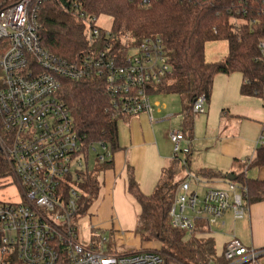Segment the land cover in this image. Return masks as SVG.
Returning <instances> with one entry per match:
<instances>
[{
	"label": "built area",
	"instance_id": "built-area-1",
	"mask_svg": "<svg viewBox=\"0 0 264 264\" xmlns=\"http://www.w3.org/2000/svg\"><path fill=\"white\" fill-rule=\"evenodd\" d=\"M43 0H0V145L11 176L23 197L21 202L0 201V264H161L156 249L109 252L108 238L91 226L84 241L79 236L81 191L78 183L88 167L89 152L104 162L109 148L86 144L73 125L66 105L58 98L60 78L98 75L111 97L113 116L146 113L153 118L149 90L169 72V61L159 39L146 38L127 50L90 48L62 59L45 50L39 40L36 5ZM146 2V1H144ZM70 10L86 26L90 41L98 38V17ZM264 55V42H259ZM205 98L197 97L192 112H205ZM169 114L165 118H169ZM2 132V133H1ZM174 155L181 163L190 152L192 138L176 127L167 129ZM5 136V142H3ZM2 138V139H1ZM209 187L190 170L178 184L170 209L171 224L188 234L195 224L211 227L226 210L233 219L246 212L238 186ZM84 242V243H83ZM224 264H259L264 247H248L231 237L224 245Z\"/></svg>",
	"mask_w": 264,
	"mask_h": 264
},
{
	"label": "trees",
	"instance_id": "trees-1",
	"mask_svg": "<svg viewBox=\"0 0 264 264\" xmlns=\"http://www.w3.org/2000/svg\"><path fill=\"white\" fill-rule=\"evenodd\" d=\"M75 1L79 10L88 15L111 18L110 27L101 28L94 41L87 39L85 24L70 10V4ZM36 7L41 46L68 61H75L77 54L91 47L102 49L109 44L112 49L127 50L146 38L159 39L169 61V72L148 93L185 96L179 129L186 138L193 137V101L203 96L206 104L210 102L217 74L238 72L242 77L241 94H263L264 55L259 42H264V0H43ZM217 40L226 42L227 54L220 60L208 61L205 46ZM4 47L5 41L0 39V56ZM59 80L57 96L69 110L79 136L86 144L95 146L101 142L107 146L111 158L104 164L111 166L112 155L120 148V118L113 116L111 97L103 79L92 75ZM2 138L5 142V136ZM189 154L185 156V164L175 155L162 167L148 194L141 191L132 169L127 168L126 191L140 208L135 233L141 242L159 244L161 264H224L223 256L216 255L214 239L203 222L196 223L189 234L171 224L170 209L178 184L184 178V171L190 170ZM244 165L263 166L264 145L258 146ZM95 170V167L86 168L78 183L82 205L79 212L83 215L100 189ZM192 172L205 180L226 177V173L210 168ZM232 174L235 176L232 182L238 186L245 207L264 200L263 180L247 177L243 172ZM7 175L11 172L0 145V177ZM108 241L109 252H120L111 239Z\"/></svg>",
	"mask_w": 264,
	"mask_h": 264
},
{
	"label": "crops",
	"instance_id": "crops-1",
	"mask_svg": "<svg viewBox=\"0 0 264 264\" xmlns=\"http://www.w3.org/2000/svg\"><path fill=\"white\" fill-rule=\"evenodd\" d=\"M208 54L205 50V58ZM215 58H209L208 61L220 60ZM241 82L242 77L238 72L217 74L214 77L211 99L205 104V112L194 116L188 162L191 171L210 168L226 174L243 172L247 177L264 181V165H244L252 159L256 148L264 145V90L262 96L243 95L239 91ZM159 110V107L154 108L152 119L142 112L118 120L120 148L112 155L111 166L103 172L96 202L92 203L93 208L90 206L86 214L92 208V215L98 219L89 229L93 226L103 233L107 232L115 244L130 242L133 245L131 250L159 249L157 242H141L137 235L132 239L126 237L134 229L140 210L137 202L126 191L127 168L132 169L141 191L148 194L161 168L175 156L166 133L167 128L160 122L169 121L179 114L169 113L168 119L166 116L156 117L160 114ZM179 123L176 128H179ZM178 156L182 157L181 154ZM226 180L214 178L207 181L225 187ZM230 218L234 220L231 230L221 233L225 239L221 251L216 252V255H222L225 243L232 236L244 246L264 247V200L249 204L240 219H233L231 212L226 210L221 219L223 225L218 224L219 227L224 228ZM211 229L209 235L212 237L215 233L213 226ZM259 264H264V256Z\"/></svg>",
	"mask_w": 264,
	"mask_h": 264
},
{
	"label": "rangeland",
	"instance_id": "rangeland-1",
	"mask_svg": "<svg viewBox=\"0 0 264 264\" xmlns=\"http://www.w3.org/2000/svg\"><path fill=\"white\" fill-rule=\"evenodd\" d=\"M111 24V18L107 15H100L97 19V25L101 28L108 29ZM205 50L207 53V60L212 57H216L215 59H222L227 54V44L223 40H217V41H211L208 42L205 46ZM212 52H215V54H212ZM155 101H158V103H155ZM150 102L154 106V108H160V114L155 115L156 117L164 118L169 113L173 114H179V116H175L169 121L160 122V124H163V127L170 128V127H177L181 112L183 110V104L185 103V96L179 95V94H164V93H154L150 94ZM164 105V107L162 106ZM163 107V108H162ZM194 113V112H193ZM196 114V113H194ZM199 116V115H196ZM100 152V149L98 147H95V151L89 152V158H88V167L93 168L95 167V174L96 178L99 181L103 172L107 170V166L104 164L105 162L99 161L95 159V153ZM99 185L101 186V182H99ZM221 185L220 183L212 184L209 183V187H215ZM23 199L19 187L16 182H14V178L11 175L7 176H1L0 177V201L1 202H21ZM97 199V198H96ZM96 199H94L93 204H95ZM92 207V206H91ZM93 208V207H92ZM92 208L89 211L88 215H85L80 223V229H79V236L82 240H86L90 234L89 226L94 225L97 222V218H95V215H92ZM236 220V219H235ZM231 218L227 220V223L224 228H220L218 223H213V231L215 232L212 237L215 242V249L216 252L219 253L222 248L223 241L225 239V236L221 233H225L226 231H230L231 224H232ZM135 227L132 229V232L128 235H126L127 238H135ZM230 229V230H229ZM107 238H109V235L107 232L103 233ZM112 241V240H111ZM117 241V239H116ZM84 243V242H83ZM109 241L107 242V244ZM130 243V242H129ZM129 243L122 242L119 244H115L116 248L119 251L127 252L132 249L133 245H130Z\"/></svg>",
	"mask_w": 264,
	"mask_h": 264
},
{
	"label": "water",
	"instance_id": "water-1",
	"mask_svg": "<svg viewBox=\"0 0 264 264\" xmlns=\"http://www.w3.org/2000/svg\"><path fill=\"white\" fill-rule=\"evenodd\" d=\"M225 178L229 181H233L235 176L232 173H227Z\"/></svg>",
	"mask_w": 264,
	"mask_h": 264
}]
</instances>
